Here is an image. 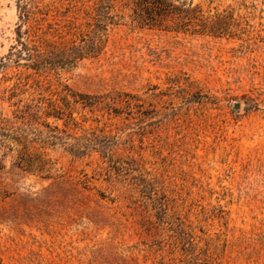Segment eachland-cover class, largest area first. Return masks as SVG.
Instances as JSON below:
<instances>
[{
  "label": "rangeland",
  "instance_id": "1",
  "mask_svg": "<svg viewBox=\"0 0 264 264\" xmlns=\"http://www.w3.org/2000/svg\"><path fill=\"white\" fill-rule=\"evenodd\" d=\"M28 2L21 24L0 0V109L65 112L35 124L49 171L0 149V264H264V0H186L239 21L220 36L141 27L131 0ZM100 14L98 52L63 63ZM19 27L46 69L12 56Z\"/></svg>",
  "mask_w": 264,
  "mask_h": 264
},
{
  "label": "trees",
  "instance_id": "2",
  "mask_svg": "<svg viewBox=\"0 0 264 264\" xmlns=\"http://www.w3.org/2000/svg\"><path fill=\"white\" fill-rule=\"evenodd\" d=\"M28 4V0H19L18 7L21 24L29 23L34 17ZM103 15L100 14L99 17L101 18L98 17L95 22L98 32H96L94 40L90 42V48L72 44L62 51L61 61L63 63L64 61L65 63H73L87 55L98 52L105 38L107 26L114 19L110 14ZM130 16L141 27L174 30L176 32L220 36L221 34L232 32V27L234 26L236 28L235 31L242 29L238 20L233 19V25L226 21V19L232 18V15L218 13L214 19L209 20L198 6L194 7L192 4L187 3L186 0H131ZM21 29V27L18 29L16 52L12 53V56L21 58L26 54L32 59V64L29 67L31 66L37 71L43 68L46 69L48 58L45 52L41 50L38 44L31 42L32 38H30V35L24 39ZM26 77L30 78V75ZM20 83L27 85L28 82L22 83V80H20ZM34 84L37 87H43L39 79H35ZM23 89V93L28 92L27 88ZM15 95L13 94V96ZM72 96L75 101H79L75 98L74 94ZM62 98L64 99V105L68 102V97L64 95ZM44 99L46 98L39 96L38 100H36L35 96H28L27 100L29 101L24 102V98H20L14 102L16 108L11 114L0 109V149L2 150V154L6 156L9 153H16V165L30 172H45L50 170L42 153L34 145L36 142L41 141L40 137L37 136L39 130L35 124L41 123L39 119L42 115H45L47 118L54 117L55 120H58L62 118L61 115L65 112L64 107L55 101L49 100L47 106H44ZM44 121L42 124L51 129L52 124L47 120ZM54 127L58 129V125ZM31 134H35L36 136H32Z\"/></svg>",
  "mask_w": 264,
  "mask_h": 264
}]
</instances>
